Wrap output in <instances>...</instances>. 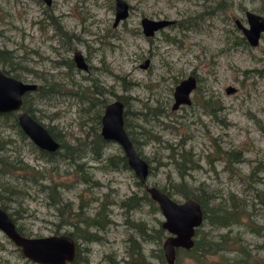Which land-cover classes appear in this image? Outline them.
I'll return each mask as SVG.
<instances>
[{"label": "rangeland", "instance_id": "1", "mask_svg": "<svg viewBox=\"0 0 264 264\" xmlns=\"http://www.w3.org/2000/svg\"><path fill=\"white\" fill-rule=\"evenodd\" d=\"M125 1L126 14L115 21L114 0H0V49L11 55L10 63L0 61V69L10 68L8 73L17 79L43 86L44 91H25L21 101L27 93L32 117L58 143L55 161L46 160L37 147L0 124V156L14 167L0 172V207L24 236L69 235L77 251L74 264H109V258H124L132 233L146 259L155 263L153 252L163 239L144 240L125 221L121 202L140 194L143 186L130 168L103 166L102 159L121 151L116 141L105 139L97 159L89 150L81 153L77 162L85 166L78 172L72 162L56 159L67 156L63 145L100 129L103 108L83 112L86 108L73 91L77 86L94 84L107 90L106 101L119 96L122 128L151 167L147 185L165 186L168 178H177L167 148L181 145L198 163L185 176L191 184L204 180L218 192L232 191L246 203L241 222L249 224V216L264 223V31L251 45L235 22L247 26L246 11L264 16V0ZM142 16L168 23L146 35ZM73 50L82 55L86 70L73 64ZM189 73L195 77L189 103L171 108L174 85ZM229 85L233 90L226 92ZM58 86L60 92L46 90ZM220 150H237L238 161H227V166ZM79 173L87 175L88 182ZM52 183L58 184L57 198ZM79 194L90 211L104 195L109 201L105 222L87 227L92 233L87 237L78 236L72 224L61 223L57 211L59 199L78 204ZM128 215L153 227L163 219L146 203ZM230 234L240 235L249 249V264H258L263 251L253 244L261 236L244 225L232 226ZM233 253L224 252L223 257L231 261ZM223 260L220 255L196 260L175 252L172 263ZM0 264L45 263L24 255L0 230Z\"/></svg>", "mask_w": 264, "mask_h": 264}, {"label": "trees", "instance_id": "2", "mask_svg": "<svg viewBox=\"0 0 264 264\" xmlns=\"http://www.w3.org/2000/svg\"><path fill=\"white\" fill-rule=\"evenodd\" d=\"M10 60V52L5 49H0V61L10 63ZM4 71L8 72L11 70L8 68V70L4 69ZM42 90L43 86H40L37 89V91ZM73 91L79 99L81 105L86 108V110H84L80 106V109L84 110L83 112L85 113H88L89 110H92L93 108L100 110L106 102V95L103 94L106 93L107 90L101 87L98 88L94 84L77 86L73 88ZM27 95L28 94L26 93L22 97V108L30 113V109L27 104ZM1 123L4 128L6 127L8 129V132H13L15 135H18L20 141H26L31 146L36 147L19 128L16 121V112H0V124ZM104 141L105 140L101 137L100 133L96 132L91 137L80 139L73 145H63L62 147L66 148L68 154L65 157L62 156L56 159L65 160L69 164L72 162L73 165H75V171H81L82 166L83 169L85 166L77 162L81 153L85 150H89L92 158L97 159ZM167 149L169 151L167 157L170 159V162L176 170L177 178L174 180L172 178H168V186L165 185L157 187L165 191L170 196H173L172 194H177L180 198L192 196L198 201L202 208V222L194 229L192 246L187 249L179 247L176 248V255L179 256L182 254L196 260H203V258L210 255H220L224 258L223 264H249V249L246 246V243L241 241L239 234H230L232 226L244 225L251 233H256L261 236L260 242H254L253 246L263 251V254L256 258V261L258 264H264V223L258 224L255 220H253V218H249V216H245L247 217V221L250 220L249 224L241 222V216L244 214V210L246 209V203L240 201L232 191H227L225 193L218 192L216 189L209 187L208 183L204 180H200L194 185L191 184L185 176L190 173L191 169L198 166L197 160L192 157L191 152L183 150L181 145L180 147L169 145ZM216 149L217 151L219 150L217 146ZM37 151H39L41 157L46 160L52 159L55 161V157L58 156V150L47 151L38 148ZM220 154L221 157L226 160L227 166H229L228 162L231 163V161H238L239 152L237 150H220ZM102 160H104L103 166L108 165L110 166V169L129 168L122 151H119L117 154H110ZM13 168L14 167L10 165L8 160H5L0 156V172H11L13 171ZM150 169L151 167L148 166V173L150 172ZM78 176L83 182H88L87 175L79 173ZM249 177H252L251 173L249 174ZM137 184L143 186V184L138 180ZM57 188L58 184H51L50 190L52 196L56 198L58 197L56 194ZM80 195L81 194L78 195V204H72L69 201L59 199L57 202V211L60 214L61 223L72 224L77 228L78 236L87 237L92 234L88 232L87 227H100L105 222L106 209L109 201L105 199L106 195H104L102 199L97 200L96 206L90 211L87 204L88 202L86 200H82ZM255 196L259 201V196L257 194ZM145 203L149 206L150 211H159L156 203L149 197L144 187L140 194H133L124 199L121 202V205L126 211L125 221L127 225L132 228V230L141 236L142 239L160 243L166 232L160 226V222H157L158 225L156 227L148 226L144 221L130 218L128 215L132 210L139 209L141 205ZM263 212L264 210L262 209V213ZM221 228H223L224 231H219ZM127 239L128 246L126 256L122 259L109 258V264H166L161 247H157L154 250L153 255L156 262L151 263L146 259L141 245L133 236V233L130 234ZM233 251H236V253H233L235 256L232 257L231 261L227 260L230 256L226 255L223 257L224 252L227 253ZM76 258L77 251L73 260L65 264H74Z\"/></svg>", "mask_w": 264, "mask_h": 264}, {"label": "water", "instance_id": "3", "mask_svg": "<svg viewBox=\"0 0 264 264\" xmlns=\"http://www.w3.org/2000/svg\"><path fill=\"white\" fill-rule=\"evenodd\" d=\"M47 3L49 0H45ZM115 21L124 17L127 4L125 0H114ZM247 26H241L244 37L253 45L259 34L264 31V16L253 12H245ZM143 33L146 35L168 23L167 20H153L142 16L140 18ZM75 64L86 68L82 55L72 51ZM146 60L141 65L145 64ZM195 86V77L192 73L181 78L173 87V102L171 108L178 103H189V93ZM36 88L34 83L19 80L4 73L0 69V112H16V121L21 131L29 140L40 149L53 151L58 143L53 139L44 125L35 120L22 107L21 96L30 89ZM233 90L232 86L225 88L226 92ZM101 137L116 141L125 156L128 167L134 172L141 183H145L148 174V164L132 147L122 128V102L113 98L105 103L100 116ZM149 197L156 203L163 219L160 226L166 231L161 242V248L166 264H173L176 248L187 249L193 244L194 229L202 222V208L192 196L176 200L155 185L145 184ZM0 230L4 232L22 253L30 259L45 264H63L74 258L75 242L66 234H48L40 236H24L15 227L6 211L0 207Z\"/></svg>", "mask_w": 264, "mask_h": 264}, {"label": "flooded vegetation", "instance_id": "4", "mask_svg": "<svg viewBox=\"0 0 264 264\" xmlns=\"http://www.w3.org/2000/svg\"><path fill=\"white\" fill-rule=\"evenodd\" d=\"M71 56H72V54H71ZM72 62H73V64L77 67V68H79V69H83V70H86V68L84 69V68H82V67H79V66H77L76 64H75V62H74V60H73V57H72ZM146 62V61H145ZM2 70V69H1ZM4 73H6V74H8V75H11V76H13L12 74H10V73H8V72H5L4 70H2ZM14 77V76H13ZM16 78V77H15ZM59 88H57V89H53V88H51L50 89V87H48L46 90L47 91H49L50 93H57V92H60V90H61V86H58ZM38 88H36L35 90H37ZM114 98H116V97H114ZM190 98V97H189ZM107 102H109V101H106L105 103H107ZM105 103L103 104V107H104V105H105ZM102 107V108H103ZM22 108V107H21ZM23 109V108H22ZM101 116V115H100ZM27 137V136H26ZM28 138V137H27ZM29 139V138H28ZM36 146V145H35ZM37 147V146H36ZM143 158V157H142ZM145 160V159H144ZM143 184V183H142ZM145 184H146V181H145V183L143 184V187H145ZM145 189V188H144ZM160 212V211H159ZM73 260V259H72ZM72 260H70V261H72ZM70 261H68V262H70ZM65 263H67V262H65ZM65 263H63V264H65Z\"/></svg>", "mask_w": 264, "mask_h": 264}, {"label": "bare ground", "instance_id": "5", "mask_svg": "<svg viewBox=\"0 0 264 264\" xmlns=\"http://www.w3.org/2000/svg\"><path fill=\"white\" fill-rule=\"evenodd\" d=\"M89 66V65H88ZM89 68V67H88Z\"/></svg>", "mask_w": 264, "mask_h": 264}]
</instances>
